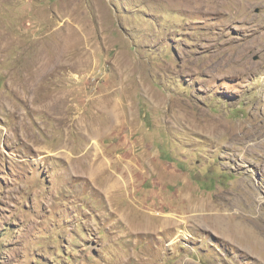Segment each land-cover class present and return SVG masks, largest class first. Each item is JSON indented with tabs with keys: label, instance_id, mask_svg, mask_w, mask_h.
I'll list each match as a JSON object with an SVG mask.
<instances>
[{
	"label": "rangeland",
	"instance_id": "rangeland-1",
	"mask_svg": "<svg viewBox=\"0 0 264 264\" xmlns=\"http://www.w3.org/2000/svg\"><path fill=\"white\" fill-rule=\"evenodd\" d=\"M201 3L0 0V264H264V0Z\"/></svg>",
	"mask_w": 264,
	"mask_h": 264
},
{
	"label": "bare ground",
	"instance_id": "bare-ground-1",
	"mask_svg": "<svg viewBox=\"0 0 264 264\" xmlns=\"http://www.w3.org/2000/svg\"><path fill=\"white\" fill-rule=\"evenodd\" d=\"M194 1H198V0H190L191 4ZM204 2H205V0H202V3L201 4L202 5L205 4ZM199 6H200V4L198 6H195V7H199ZM210 120H206V123H205L206 126H208V130L211 129V127H210V125L208 123V121H210ZM223 126H225V125H223ZM232 127L233 128H239L240 129L242 127V125L239 123V124H237L235 126H232ZM221 128H222V125L221 124H216L212 128V130H213V132L218 131V130L220 131ZM212 130H210V131H212ZM254 135H255V131H253V130L251 131L249 129V127H248V130L247 131H244V133L240 137H241V139H245V138H251ZM259 136H255V138H258ZM97 157L100 160L99 161L100 165L97 167V170H98L97 176L98 177H100L102 175H105L106 176V181L109 182V187H108V190H107L109 196H112L118 190H123L124 191V194L127 195V196H129V194H130V192H129V184H130V182H131V180L133 178L132 171H133V169H136L135 171H137V173H139L138 169H139V164H141V163H146V165H148L149 168H153V169H157V167H158V169H160L166 175L169 173L167 168L162 167L161 165H160L161 167H159L158 164H155L154 160L151 157H148V156L147 157L146 156L142 157V161H140V162H138V160L137 161L130 160L128 162V161L122 160L119 157L116 159V161H113V160H111L109 158H106V157H104L102 155L101 156H97ZM117 165H118L119 168L117 167ZM142 165L143 164H141V166ZM109 168H112V170H109ZM105 192H106V190H105ZM179 193H180V191H179ZM152 206H154V205L153 204H148V207L151 208V209H152ZM202 206H203V204H199L198 203V207L199 208H201ZM139 212H142V211H139ZM198 213H207V211H198ZM159 215L162 217L163 223H165V222L167 223L168 222V223H171V224H173L175 226L177 224V222L180 221L178 214H175L173 211L167 212V214L166 213L165 214L160 213ZM195 215L196 216H199V214H195ZM215 218L217 219L218 223L220 222V224L222 225V227H223V225L226 226V224L223 222V218L222 217H215ZM234 228H236V230H237V228H238L237 225ZM240 228H243V227H240ZM249 235L252 236L251 239H252V241L254 243H257V242L260 243V242H262V238H261V236H260L259 233H249Z\"/></svg>",
	"mask_w": 264,
	"mask_h": 264
}]
</instances>
